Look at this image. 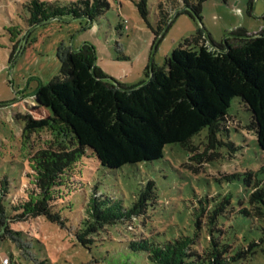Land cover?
<instances>
[{
	"label": "trees",
	"instance_id": "trees-1",
	"mask_svg": "<svg viewBox=\"0 0 264 264\" xmlns=\"http://www.w3.org/2000/svg\"><path fill=\"white\" fill-rule=\"evenodd\" d=\"M206 1L161 0L156 33L167 27L174 12L194 14L200 19ZM107 8V0H79L68 5L32 0L28 4V23L33 27L67 17L93 22ZM138 8L146 18L147 0H140ZM202 37L199 33L197 39ZM215 47L210 50L199 42L197 47H180L168 57L166 66L153 67L146 82L129 88L107 80L95 65L93 47L85 44L68 54L67 48L61 47L60 74L45 87L49 123L24 131V138L31 139L35 133L40 142L39 149L28 157L27 183L16 192L10 191L7 181L0 187L2 239L4 231L19 236L10 228L11 223L36 218L63 223L55 208L75 191L77 173L88 152L102 167L117 170L161 160L170 144L195 152L192 138L207 128L208 149L191 157L200 162L219 143L218 134L230 118L235 98H240L252 113L257 143L264 151V27L255 35L237 30ZM261 173L264 166L245 174L251 192L238 208L230 193L201 198L189 225L174 234L145 230L138 234L132 224L156 202L154 181L147 183L129 208L96 190L83 206L77 240L91 249L109 229L118 224L126 228L132 225L135 230L127 229L130 235L121 241V248L125 254H142L147 264H231L247 258L257 246L255 242L249 247L231 242L236 232L232 220L238 216L250 220L264 240ZM225 177L231 181L241 175Z\"/></svg>",
	"mask_w": 264,
	"mask_h": 264
},
{
	"label": "rangeland",
	"instance_id": "rangeland-1",
	"mask_svg": "<svg viewBox=\"0 0 264 264\" xmlns=\"http://www.w3.org/2000/svg\"><path fill=\"white\" fill-rule=\"evenodd\" d=\"M31 1H0V187L7 181L11 192L27 183L29 154L40 146L35 133L26 139L24 131L49 123L45 87L60 74L61 47L67 48V54L85 44L93 47L95 65L107 80L129 88L146 82L153 67L166 66L168 57L180 47H197L199 42L215 50L237 30L255 35L264 27V0H208L200 19L174 12L159 34L161 0H147L146 18L139 11L140 0H107L109 8L93 22L67 17L30 27ZM39 1L68 5L79 0ZM199 33L203 39H197ZM229 116L218 134L219 143L200 162L191 157L208 149L207 128L192 138L195 152L170 144L161 160L117 170L102 167L88 152L77 173L75 191L55 208L63 223L44 218L11 223L10 228L19 236L5 231V239L0 235V264H147L142 254H125L121 248V241L130 235L127 229L136 228L138 234L144 230L179 232L189 225L199 200L207 196L230 193L238 208L251 192L245 174L264 166V151L257 143L252 113L240 98L233 100ZM235 173L241 175L237 180L225 177ZM260 178L264 179V173ZM149 181L155 182L158 198L146 215L132 222L135 228L118 224L102 234L91 249L77 240L83 206L96 190L129 208ZM3 202L10 214L8 199ZM231 223L236 229L231 242L246 247L257 244L247 258L231 264H264L262 232L240 216Z\"/></svg>",
	"mask_w": 264,
	"mask_h": 264
},
{
	"label": "built area",
	"instance_id": "built-area-1",
	"mask_svg": "<svg viewBox=\"0 0 264 264\" xmlns=\"http://www.w3.org/2000/svg\"><path fill=\"white\" fill-rule=\"evenodd\" d=\"M5 263H8V259H5Z\"/></svg>",
	"mask_w": 264,
	"mask_h": 264
},
{
	"label": "crops",
	"instance_id": "crops-1",
	"mask_svg": "<svg viewBox=\"0 0 264 264\" xmlns=\"http://www.w3.org/2000/svg\"><path fill=\"white\" fill-rule=\"evenodd\" d=\"M207 37V39L210 41V38L208 37V36H206Z\"/></svg>",
	"mask_w": 264,
	"mask_h": 264
},
{
	"label": "water",
	"instance_id": "water-1",
	"mask_svg": "<svg viewBox=\"0 0 264 264\" xmlns=\"http://www.w3.org/2000/svg\"><path fill=\"white\" fill-rule=\"evenodd\" d=\"M228 50V49H227Z\"/></svg>",
	"mask_w": 264,
	"mask_h": 264
}]
</instances>
